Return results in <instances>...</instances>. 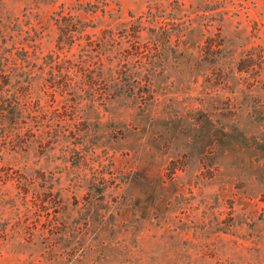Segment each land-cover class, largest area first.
I'll list each match as a JSON object with an SVG mask.
<instances>
[{
    "label": "rangeland",
    "instance_id": "374dc122",
    "mask_svg": "<svg viewBox=\"0 0 264 264\" xmlns=\"http://www.w3.org/2000/svg\"><path fill=\"white\" fill-rule=\"evenodd\" d=\"M259 50L264 0H0V264H264Z\"/></svg>",
    "mask_w": 264,
    "mask_h": 264
},
{
    "label": "trees",
    "instance_id": "16d2710c",
    "mask_svg": "<svg viewBox=\"0 0 264 264\" xmlns=\"http://www.w3.org/2000/svg\"><path fill=\"white\" fill-rule=\"evenodd\" d=\"M151 17V19L150 20H152V21H154L155 19H156V17H154L153 15H151L150 16ZM207 44V43H206ZM218 46V44H215L214 42H209L208 41V44H207V47L211 50V51H213V49L215 48V47H217ZM260 51V50H259ZM254 57H256L257 58V60L259 61V60H263L264 61V52H262V51H260L259 53H257V55H254L253 56V53H251V52H248L247 54H246V56H245V58L243 59V60H240L239 62H238V72L240 73V72H245V71H243L244 69L245 70H247L248 69V67H251V66H249V65H246V66H244L243 68H240L239 66H241L242 64H247L248 62H250V60L251 59H253ZM8 114H10V112H8L7 113V115ZM1 118H4L3 116L1 117Z\"/></svg>",
    "mask_w": 264,
    "mask_h": 264
}]
</instances>
